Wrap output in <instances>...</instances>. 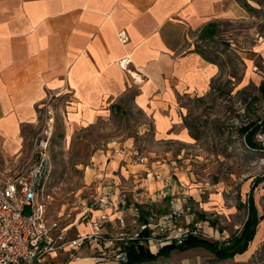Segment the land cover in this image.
I'll list each match as a JSON object with an SVG mask.
<instances>
[{"label": "crops", "instance_id": "crops-1", "mask_svg": "<svg viewBox=\"0 0 264 264\" xmlns=\"http://www.w3.org/2000/svg\"><path fill=\"white\" fill-rule=\"evenodd\" d=\"M243 3L254 10L241 0H0V165L21 167L32 161V129L48 96L59 105L67 134L94 124L109 105L127 98L150 120L156 137L190 140L178 103L182 97L206 95L219 74L217 64L204 58L192 40L195 35H219L225 23L248 20L250 10ZM120 31L126 34L125 43L118 38ZM125 57L127 66L120 63ZM130 157L106 159L100 165L107 168L105 176L89 173L96 176L97 197L108 193L114 204L123 196L127 205L142 201L137 191L121 186L135 182L134 187H151L138 183L143 164ZM160 196L149 193L145 198L158 206L154 202L168 201L169 195L161 201ZM117 206L108 211L113 217L121 214L116 209L126 212L127 206ZM172 207L183 209L181 203ZM140 208L146 213L150 206ZM91 212L92 217L98 214ZM192 219L185 221L195 223ZM198 223L205 228L208 220ZM89 229V220L58 223L51 236L56 239L62 230L70 240ZM250 244L240 255H250ZM174 252L142 264H165ZM44 264L118 263L103 261L95 247L84 244L56 249Z\"/></svg>", "mask_w": 264, "mask_h": 264}, {"label": "rangeland", "instance_id": "rangeland-1", "mask_svg": "<svg viewBox=\"0 0 264 264\" xmlns=\"http://www.w3.org/2000/svg\"><path fill=\"white\" fill-rule=\"evenodd\" d=\"M244 1L254 7L248 20L225 23L219 35H195L192 40L203 57L217 64L219 74L206 95L182 97L178 103L190 136L187 142L156 137L150 120L127 98L109 105L94 124L70 134L65 132L59 105H53L50 167L43 184L47 221L56 220L61 226L86 224L97 197L96 176L89 173L105 176L107 168L101 163L113 157L121 161L130 153L143 164L138 183L149 182L151 187L147 190L138 183L134 187L135 182L121 186L137 191L142 201L149 193L161 195L160 201L169 195L168 201L154 202L158 206L147 205L162 212L181 203L184 212L179 223L186 218L198 222V215L204 214L210 241H223L240 228L250 195L262 217L249 256L215 261L204 249L175 251L165 264H180V258L185 264H264V123L260 124L264 120V0ZM38 117L32 145L43 124V111ZM246 125L247 132L259 125L251 135L253 148L244 140ZM109 218L107 231H133L130 212H122L123 223L113 215Z\"/></svg>", "mask_w": 264, "mask_h": 264}, {"label": "built area", "instance_id": "built-area-1", "mask_svg": "<svg viewBox=\"0 0 264 264\" xmlns=\"http://www.w3.org/2000/svg\"><path fill=\"white\" fill-rule=\"evenodd\" d=\"M118 38L122 43L127 41L123 31L118 33ZM120 63L127 66L129 60L125 57ZM52 100L48 96L43 104V124L32 140V161L21 167L0 165V264H44L45 257L56 249L70 246L73 250L84 244L95 247L103 261L120 264L126 261L123 247L134 241L153 253L173 242L180 244L189 235L207 237L202 224L179 223L183 218L182 209L158 212L150 207L146 220L142 221L140 205L148 204L147 199H137L139 202L135 200L127 205L124 196L119 203L127 206L134 228L131 233L113 234L106 230L112 222L109 218L112 212L108 211L117 208L119 203L114 204L108 193H101L95 198L94 211L98 214L90 216L89 232L68 240L61 230L53 239L51 233L58 229V222L46 220V204L41 196L50 167V142L54 132ZM116 210L121 214L114 218L123 223L124 210Z\"/></svg>", "mask_w": 264, "mask_h": 264}, {"label": "trees", "instance_id": "trees-1", "mask_svg": "<svg viewBox=\"0 0 264 264\" xmlns=\"http://www.w3.org/2000/svg\"><path fill=\"white\" fill-rule=\"evenodd\" d=\"M243 5L248 8L247 4ZM205 58V57H204ZM213 62L210 59H207ZM214 83V79L211 82V87ZM261 90L264 93V82L261 86ZM264 123V120L260 122ZM185 126L187 124L184 122ZM249 125H246L242 131L244 134V140L246 144L250 147H254L251 139V135L259 128V125H253V128L247 132ZM147 212L141 211L140 219L142 221L146 220ZM206 216L204 214L198 215V220H204ZM262 217L258 214L257 208L253 202L251 195L247 200V214L244 221L241 224L239 230L234 234L230 235L227 239L223 241H210L200 236L189 235L182 243H171L169 245L160 247L155 253L150 252L144 246L140 245L137 241L131 242L123 247V251L126 253V261L120 264H142L145 262L156 261L161 257H168L174 251H186L194 248H201L214 257L215 261H225L233 259L236 255L244 253L250 242L253 240L257 226L261 221Z\"/></svg>", "mask_w": 264, "mask_h": 264}, {"label": "bare ground", "instance_id": "bare-ground-1", "mask_svg": "<svg viewBox=\"0 0 264 264\" xmlns=\"http://www.w3.org/2000/svg\"><path fill=\"white\" fill-rule=\"evenodd\" d=\"M88 170V169H87ZM89 261V260H88Z\"/></svg>", "mask_w": 264, "mask_h": 264}]
</instances>
